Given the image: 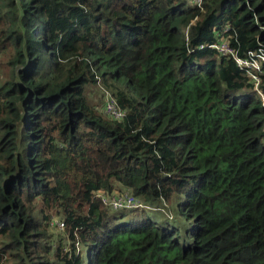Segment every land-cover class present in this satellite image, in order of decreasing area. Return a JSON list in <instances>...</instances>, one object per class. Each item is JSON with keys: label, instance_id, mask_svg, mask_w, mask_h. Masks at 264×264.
I'll return each instance as SVG.
<instances>
[{"label": "trees", "instance_id": "1", "mask_svg": "<svg viewBox=\"0 0 264 264\" xmlns=\"http://www.w3.org/2000/svg\"><path fill=\"white\" fill-rule=\"evenodd\" d=\"M224 39L264 49V0H0V264H264V100Z\"/></svg>", "mask_w": 264, "mask_h": 264}, {"label": "built area", "instance_id": "2", "mask_svg": "<svg viewBox=\"0 0 264 264\" xmlns=\"http://www.w3.org/2000/svg\"><path fill=\"white\" fill-rule=\"evenodd\" d=\"M192 4L201 11L204 10V2L205 0H191ZM197 18L192 21L191 24H194L196 22ZM227 31L229 29L227 28ZM188 32V31H187ZM187 34V40L188 39V33ZM214 50H216L220 55L231 57L234 59L237 66L240 68L241 71H243L252 81L254 84L255 90L258 92V94L262 97L264 100V95L262 94L260 90L261 85V79L262 75L264 74L263 70V63H264V49H260L258 52H251L246 57H240L238 53L235 51L234 48H232L228 41L225 39L213 44L210 46ZM205 46H200L199 49H203ZM194 49H191L190 52H193ZM102 111L103 114L107 117L116 120V121H123L126 117V111L123 110L117 103L116 99L112 96V94L109 91L103 92V105H102ZM104 205L107 207L113 209V210H133V209H147V210H153L157 211L158 209H152L149 206L144 205L143 202L136 199L134 196H132L129 193H116V194H105L100 193L98 196ZM55 225L59 229H63L65 227L64 223L61 221H56ZM79 248V245H77Z\"/></svg>", "mask_w": 264, "mask_h": 264}, {"label": "rangeland", "instance_id": "3", "mask_svg": "<svg viewBox=\"0 0 264 264\" xmlns=\"http://www.w3.org/2000/svg\"><path fill=\"white\" fill-rule=\"evenodd\" d=\"M86 94L88 95L89 97V101L94 103L95 105H97L100 109L102 107V103H103V93H101V89L95 85H88L86 87ZM128 193V192H126ZM170 208L167 209L166 208V212L172 216V214L174 215V218L175 220L172 221L171 223L172 224H175L177 222H181L182 221V218L178 217L173 205H169ZM162 207V206H161ZM164 208V207H162ZM163 210L160 211H151V215L154 216V218L156 219H162V218H165L166 215L165 213L162 212ZM167 219V218H166ZM82 250V249H81ZM8 264H12V263H8ZM87 264V263H85Z\"/></svg>", "mask_w": 264, "mask_h": 264}]
</instances>
